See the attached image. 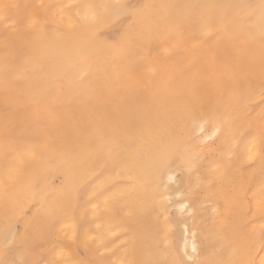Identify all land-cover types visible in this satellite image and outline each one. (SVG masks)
<instances>
[{"label": "snow or ice", "instance_id": "6c2138e0", "mask_svg": "<svg viewBox=\"0 0 264 264\" xmlns=\"http://www.w3.org/2000/svg\"><path fill=\"white\" fill-rule=\"evenodd\" d=\"M0 53L6 95L36 76L42 85L30 107L0 111V264H264L249 195L258 176L264 196V0H0ZM203 60L212 87L186 75ZM117 64L166 94L122 97L109 71ZM106 92L115 109L104 128L66 131L65 95L92 104ZM102 156L112 168L103 180L89 166ZM185 174L196 178L180 209L192 241L173 248L170 190ZM226 185L234 190L221 197ZM257 207L264 221V199ZM58 225L60 259H49L39 241Z\"/></svg>", "mask_w": 264, "mask_h": 264}, {"label": "bare ground", "instance_id": "6f19581e", "mask_svg": "<svg viewBox=\"0 0 264 264\" xmlns=\"http://www.w3.org/2000/svg\"><path fill=\"white\" fill-rule=\"evenodd\" d=\"M27 1H29V0H4V2H13V3H19V4H23L25 2L28 3ZM34 1L37 2L38 4L58 2V0H34ZM30 2H32V0ZM63 2H68V0H63ZM127 2L128 3H132V4H140V3H142L141 1L137 2V1H134V0L133 1L132 0H127ZM173 2H180V0H148L145 3H148V4H159V3H173ZM197 2L202 3V4H207V5H216V4H227V3H241V2H244V0H197ZM252 2H258V0L257 1L256 0H252ZM34 11L39 16H42V14H43L41 9H36ZM207 11L209 12V14L213 18L219 19V16H220V10L219 9L210 8ZM0 54H2V53H0ZM31 54L35 58H40V57L43 56L44 49L42 48V46H41L39 41H34L33 42V46H32V49H31ZM201 65H203L202 62H201ZM186 70H187V68L185 69V71ZM109 71L111 72L112 79H113V81L115 83V91L118 92L122 97H125L126 96L125 95V91H127L128 88L131 87L129 85L130 75L125 73L123 68H121L118 64L112 66ZM173 75H174V73H173ZM189 77H202L204 82L208 85V87H212V84H213V81H214V78H215V71L212 68V65H211V62H210L208 67H204L203 69H202V67H201V69L200 68L191 69L189 71ZM32 79H34V83L29 81V82L25 83L24 85H22V87H21V88H23L25 90V93L28 96V100H30V97L35 92L39 91L40 88L42 87V85L40 84L39 76L33 77ZM127 81H128V83H127ZM138 82H140V81H138ZM132 83H134V81ZM0 87H4V83H3L2 79H0ZM85 88H87V86H85ZM143 90H144V94L145 95L143 94L144 96H143L142 99H140V101L146 102V103H153L155 101V97H156V93L157 92H159L161 96L166 94V91H165V89L163 87L154 86L152 83H150L147 80H146V82L144 84ZM131 92H132V90H131ZM134 92H135V90H134ZM134 92H132V94ZM139 93H140V91H138V94ZM133 95H132V97H134L136 94L134 96ZM66 97H68L70 99L71 97L75 98L76 95L75 94L74 95L73 94H70V95L68 94V95H66ZM104 97H105L104 98V100H105L104 107L101 108L100 110H97V111H89V114L87 116H85V118H82V119L78 118L79 120H74V118H71V116L69 115L70 112L67 113L66 111H64V116L68 117V120L71 122V127L69 125L70 128H68V129H70V134L76 135L78 133V131H80V130H85L86 134H92V133H94L97 130V128H104L106 117L115 109V104L112 102V97L107 92L105 93ZM138 98H141V96H139ZM1 105L3 106L2 103L0 104V106ZM101 107H102V105H101ZM81 114H82V112H81ZM59 119H60V117H59ZM62 119H65V117L62 118ZM2 131H0V132H2ZM195 150H196L195 148L192 149L193 152ZM106 163H108L109 165L111 164L110 161L106 162L105 158L102 156V157L93 159L90 162V165H89L90 168H93L96 172H101V171L105 172V175L101 176V178H100L101 180L105 179L106 176H108L110 173H112V168L110 166L108 167L107 171H105ZM116 171H119V169L117 168ZM195 179L196 178L193 176L191 178V181H190L188 175L185 174L183 176V178H182V182H178L177 184L173 185L172 186V190H170V195H171V198L173 200V203L169 206V210H168V216H169V219H170V223L167 225V230H168L167 234H168V238H169V244L172 245L173 248H175V247L183 248V245H184L186 239H187L189 245L191 244V241H192V236H191L192 220L190 218L186 217L181 212L180 209H181L182 203H187L188 202L186 197L189 196V192H188L189 183L192 182V181H195ZM252 184H253V190L250 193V196L254 197V200H253V214H254V218H256L257 217L256 215L258 213H260L257 205H258V203H259V201L261 199H264V196H262L261 192H260L261 182H260V178L258 176L255 177L254 180H252ZM233 190L234 189L232 188V186L226 185V186H224V187L219 189V194H220L221 197H223L226 194H230ZM204 196H205V194L202 193L201 194V199H204ZM213 215L214 214H213L212 210L209 209L208 219H207V221L204 224L205 227H211L212 216ZM257 218L260 219L259 215H258ZM259 221H261V220H259ZM262 222H264V221H262ZM197 223H200V221L198 220ZM256 225L254 224V227ZM60 227H61V225H60ZM259 227H260V224H259ZM186 228H188L189 231H186L185 230ZM255 230L257 232V229H255ZM259 231H260V229H259ZM58 233H57V230H56V234H58ZM51 234H53V232H51ZM51 234L45 235L40 240L39 243H41V245L42 244L45 245L46 243L49 242V240H50L49 243H51V240L53 239L51 236L55 235V234L54 235H51ZM48 235L49 236L51 235L50 237L52 239L51 238L49 239ZM58 235L60 236L61 232ZM58 235H56V236H58ZM47 238H48V240H47ZM58 239H56V241ZM0 243H2V240H0ZM49 243L46 244V245H50ZM52 243H53V240H52ZM55 244H57V243L55 242ZM58 244H60V242H58ZM50 246L48 248H50ZM51 247H53V248L49 249V251H48L49 252L48 256H50V259H52V258L60 259V256L58 254L59 253V248L56 247V245L55 246H51ZM48 248H46V250L43 248L45 250L46 254L48 253L47 252ZM53 250H55V251H53ZM87 257L89 259L93 258L92 255H88Z\"/></svg>", "mask_w": 264, "mask_h": 264}, {"label": "rangeland", "instance_id": "374dc122", "mask_svg": "<svg viewBox=\"0 0 264 264\" xmlns=\"http://www.w3.org/2000/svg\"><path fill=\"white\" fill-rule=\"evenodd\" d=\"M31 0H29V1H27L28 3H23V4H38L37 2H35L34 0H32V2H30ZM133 1V0H132ZM134 1H137V2H139V1H141L142 3H145L146 1H148V0H134ZM257 1V0H256ZM36 10V9H35ZM189 47H191V45H189ZM205 61V62H204ZM201 62H202V64L203 65H201ZM191 63V66L190 67H188L187 68V70H186V75H187V77H189V71L191 70V69H193V68H200L201 69V67H202V69L204 68V67H208V65L210 64V61H208V60H203V61H193V62H190ZM201 65V66H200ZM140 79V80H139ZM32 83H34V79H31L30 80ZM134 81V83H132ZM138 81H140V82H138ZM145 82H146V79L145 80H142L141 81V78H139V76H132V75H130V78H129V85L131 86L130 88H128V90L127 91H125V95H126V97H127V99L129 100V101H137V99L138 100H140V99H142L143 98V96L145 95L144 94V90H143V87H144V84H145ZM127 83H128V81H127ZM5 87H0V104L2 103L3 104V106L1 105L0 106V111H2L3 109H4V107H5V105L6 104H8V105H13V104H16V103H21L24 107H30L31 106V100H28V96L26 95V93H25V90L23 89V88H21L16 94H7L6 95V93H5V89H4ZM131 90H132V92H134V90H135V92L132 94V92H131ZM138 91H140V95L138 94ZM20 93H22V96H21V94ZM5 94V95H4ZM71 94H75L76 95V97L75 98H73V97H71L70 99L68 98V97H66V95L63 97V99H62V102H61V108H60V110H59V117H60V120L64 123V126H65V129H66V131H68L69 133H70V129H68V128H70L71 127V122L68 120V117H66V116H64V111H66L67 113H69V115L71 116V118H74V120H79V119H82V118H85V116H87L88 114H89V111H97V110H100L101 108H103L104 107V105H105V100H104V95L102 96V97H100V99L99 100H97V101H94L92 104H88V102H87V97L86 96H82V95H78L77 93H71ZM138 94V95H137ZM144 94V95H143ZM2 95V96H1ZM14 95V96H13ZM70 95V94H69ZM132 95L134 96V97H132ZM139 96H141V98H138ZM135 98V99H134ZM137 98V99H136ZM134 99V100H133ZM9 101V102H8ZM69 101V102H68ZM103 101V102H102ZM11 103V104H10ZM99 105V106H98ZM101 105H102V107H101ZM82 107V108H81ZM68 108V109H67ZM86 108V109H85ZM89 108V109H88ZM86 110V111H85ZM81 112H82V114H81ZM81 114V115H80ZM65 117V119H62V118H64ZM79 118V119H78ZM69 125H70V127H69ZM3 129L2 128H0V131H2ZM3 132V131H2ZM2 132H0V135H2ZM205 151H207L206 149H205ZM250 195V194H249ZM258 215L260 216V213H258L256 216L258 217ZM254 218V214H253V218L255 219V221L257 222V223H255V227H254V225L252 226V227H254V229H257V232H256V234H257V236H258V234H259V229L261 228V226H263L264 225V222H262V220L261 221H259L260 219H258V218ZM259 224H260V227H259ZM258 227V228H257ZM62 228H64V225H61V227H60V225H58L57 226V233L59 232L60 233V231L59 230H61ZM56 230H53V231H51V232H53V234H51V232L49 233V234H51V235H54V236H49L48 235V237H49V239L51 238L52 240H53V243H52V240H51V243H49L50 242V240H49V244L51 245V246H55L56 245V247L59 245L58 244V242H60L61 243V239H60V236L58 235V234H56ZM56 235H58V236H56ZM61 235H62V233H61ZM59 239H58V238ZM56 239H58L57 241H56ZM47 240H48V238H47ZM55 240V241H54ZM40 242V241H39ZM44 242V241H43ZM42 242V243H43ZM55 242L57 243V244H55ZM45 243V242H44ZM48 243H46V244H48ZM41 244V243H40ZM45 244V245H46ZM44 244H42V246H43V248L46 250V248H48L50 245H46L45 246ZM50 246V248H48L47 249V252L49 251V249H51V248H53V247H51ZM48 255H49V252L47 253ZM48 258L50 259V256H48ZM87 259H89L88 257H86Z\"/></svg>", "mask_w": 264, "mask_h": 264}]
</instances>
